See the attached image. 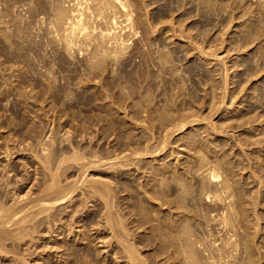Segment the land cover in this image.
I'll list each match as a JSON object with an SVG mask.
<instances>
[{"label":"bare ground","instance_id":"obj_1","mask_svg":"<svg viewBox=\"0 0 264 264\" xmlns=\"http://www.w3.org/2000/svg\"><path fill=\"white\" fill-rule=\"evenodd\" d=\"M151 4L154 10L150 9ZM232 4L242 7L240 17L247 13L249 16L241 17L240 27L229 38L236 42L238 49L255 43L256 49L252 55L247 51L249 56L243 64L250 75L262 74L264 0H0V56L5 58L2 63L9 61L4 69L19 64L16 72L8 76L2 73L0 84V106L9 111L4 120L2 111L0 120L16 127L13 137L0 144V256L9 254L11 240L13 244L18 238H25L38 225L47 223L48 230L54 232L58 217L55 211L57 218L53 216L56 219L52 220L51 209H55L57 201L73 200L72 193L80 188L86 195L85 201H92L98 208L87 218L61 221L60 232H75L72 240L82 243L88 238L93 241L92 236L97 232L94 238H99L96 240L103 248L95 247L105 252V256L115 243L113 248H118L112 254L116 258L120 256L119 259L123 256L128 264H263L264 250L258 246L256 237L262 229L259 227L262 215L257 206L264 199L261 191L264 165L256 168L251 151L249 154L246 148L251 143L264 144V121L259 123L261 137L249 139L257 134L258 126L255 130L251 128L254 133L246 127V134L236 135L239 126L253 122L251 115H238L243 112L244 104L236 108L238 103H233L241 94L237 95L229 86L230 81L233 83L229 77L230 63L227 66L230 61L222 63L225 66L222 75L217 74L220 73L217 68L219 80L215 78V68L195 59L188 64H195V73L206 74L211 79L208 88L211 96L206 100L209 103L202 98L209 110L204 113L201 107L204 114L200 113L195 94L188 87V90L183 88L181 69L185 62L179 51L183 47L188 54L197 48L200 56L196 58L200 60L204 54L212 59L219 55L220 60L223 53L215 52L219 47L207 53L201 31L191 35L190 30L185 36V28L178 30L179 25H175L178 20L174 21L177 13L182 15L188 9H195L200 12L201 21L210 23L213 15L226 14L225 10ZM232 19L233 15L227 24ZM225 40L221 38L222 43ZM220 45L223 47L225 42ZM240 59H237L239 63ZM240 71L234 72V77ZM259 84L260 90L253 92L254 99L250 100L248 109L254 110L252 116L261 122L264 120V78ZM227 96L235 113L227 116L225 113L232 111L227 110L215 119L213 114L223 109L225 103H221ZM30 98L48 102L49 109L54 111L51 119L47 115L39 123L35 117L41 112L35 113L34 101ZM241 98L239 103L249 101V97ZM258 107L261 109L257 110ZM49 109L45 107L41 111L46 114ZM63 116L65 121L56 124L55 118L59 120ZM232 120L242 122L236 124ZM234 148L242 157L239 168H248V177L254 176L252 181L257 180V190L253 192L245 189L242 175L237 177L236 164L229 156ZM16 151L25 155L30 151L32 163L23 160L21 169H16L20 165L8 163ZM254 152L252 157L256 155ZM72 167H75L74 173L70 172ZM95 169L99 170L97 176L95 171H90ZM31 182L24 191L23 186ZM35 182L40 183H36V192ZM80 221H83L82 228L76 232L74 224ZM89 225L95 232H88L91 230L85 227ZM130 225L138 229L132 232V238ZM58 244L54 246L68 245ZM65 249L66 252L63 249L61 254L56 253L58 258L67 254L65 264L76 260H80L78 264H92L87 246L76 252L70 246ZM147 249L150 251L144 253ZM26 256L23 261L28 262Z\"/></svg>","mask_w":264,"mask_h":264},{"label":"rangeland","instance_id":"obj_2","mask_svg":"<svg viewBox=\"0 0 264 264\" xmlns=\"http://www.w3.org/2000/svg\"><path fill=\"white\" fill-rule=\"evenodd\" d=\"M154 4H151V10H154V8H152V7H154L153 6ZM233 5V4H232ZM232 5H230L229 7H233ZM187 6H188V4H187ZM229 7H227V9L228 10H225V12H226V14L224 13V15H219V16H215V15H213V18L214 19H212L211 20V22L209 23V21L208 22H206L205 20L204 21H201V19H202V17H201V15H200V12L199 13H197L198 11L197 10H192V9H188L186 12V14H178L177 13V15H176V18L174 19V21H177V22H175L176 24L175 25H177L176 27H178V25H179V27H178V30L179 29H181V30H184V28H185V30H186V32H185V30H184V33H185V36L187 35V34H190L191 32V35H194V34H196L197 32H199V31H201L202 32V34H201V38H205L204 40L206 41V42H203L202 43V46L203 47H205V50H206V48H207V53L208 52H212L213 50H215L216 48H218V49H216L215 50V52L216 51H219V52H217L218 54L220 53V55H221V62H220V60H219V58H220V56L218 55V57L219 58H214V59H212L211 58V56L208 58V56L206 55V54H204V57H203V60H200V59H198V58H196L197 56H200L199 54H198V51H197V48H194V49H191V52H188V54H185V52H186V48H185V51H184V48L182 47L181 48V50L179 51V54H181V56L182 57H184L183 58V62H185V63H183L184 65L182 66V68L183 69H181V71L183 72V78H184V80L182 81V82H184V85H183V83H181L182 85H183V88H184V90H188V89H190L194 94H195V96L197 97V99H196V101L197 102H199L198 104L199 105H197V102L195 103L196 104V107H200L199 108V110L201 109V107H202V110L203 111H205L204 113H207L206 111H208L209 110V106H207L206 105V100L207 101H209L210 99H208V96L210 95L209 94V92L208 91H210L211 90V88L210 89H208L210 86H211V83H210V81H211V79L206 75V74H202V73H195V71H194V68H196L197 66H195V64L194 65H188L191 61H193L194 59H195V61H197V62H202L201 64H203L204 66H207L208 65V67H211V68H215V70H214V73H215V78L216 79H218V78H220L221 77V71L225 68V66L222 64V63H224V64H226L228 61H230V62H228L227 63V66L229 67V63H230V66H231V68H228V70H229V77H232V78H230V80L231 79H233L232 80V82L233 83H231V81H230V85L229 86H231L232 88H233V90L235 91V93L238 95H240V96H238V97H240V98H238V97H236V99H238V100H236V101H233V103L234 104H236V102L238 103V105L236 104V108L240 105V106H242L243 104V106H242V108H243V112H239L238 113V115L241 113H245L246 114V116H248V115H253V113H254V110H249L248 109V104L250 103V100L251 99H254V97L253 98H251V96H253V92H255V93H257L260 89V87H261V84H259V82H261L262 80H263V78H264V69H263V73L261 74L260 72H258V74L257 73H253L252 75L254 76V77H256V78H254L252 75H250L251 73L250 72H246V67L244 68V66H245V64H243V60H244V58H247L249 55H252L253 54V52H254V50L256 49V46H255V43L253 44V47L251 46L252 44H250L249 46H247V48L245 47V49H243V48H241V49H243V50H241V49H238L239 47H238V45L236 44V42L234 41V40H232L231 38H229L230 36H232V35H235L236 34V29H237V27H240V24H241V22H242V19H245V16H247V14H248V16H249V13H247V14H245V15H243V17H242V19H241V17H240V13L242 12L241 10V8L242 7H233V8H229ZM235 8V9H234ZM247 8H248V6H247ZM250 8V7H249ZM248 8V9H249ZM232 9V10H231ZM251 9V8H250ZM239 10V11H238ZM233 11V13H231ZM236 11H238V12H236ZM176 12H179V11H176ZM197 14H199V16L197 15ZM238 14V15H237ZM226 15V16H225ZM232 15H233V18H234V21H233V19H232V21L233 22H229L228 24H227V22H228V20L232 17ZM234 15H235V17H234ZM180 16V17H179ZM198 16V17H197ZM221 16V17H220ZM247 16V17H248ZM178 17V18H177ZM189 17V18H188ZM190 18H192L191 20H190ZM199 18H201V19H199ZM220 18V19H219ZM229 18V19H228ZM237 18H238V20H237ZM183 19V20H182ZM236 19V20H235ZM180 20H181V22H180ZM190 20V21H189ZM193 20V21H192ZM219 20V21H218ZM182 21L184 22V23H182ZM239 21H240V23H239ZM244 21V20H243ZM185 22L187 23V24H185ZM239 23V24H238ZM181 24H183V25H181ZM218 24H220V25H218ZM237 24V25H236ZM188 25V26H187ZM208 25V26H207ZM231 26V27H229V26ZM193 26V27H192ZM212 26V27H211ZM217 26H219V27H217ZM223 26V27H222ZM228 26V29L226 28L225 29V27H227ZM184 27V28H183ZM197 27V28H196ZM222 27V28H221ZM236 27V28H235ZM193 28H194V30H193ZM207 28H208V30H207ZM216 28V29H215ZM219 28V29H218ZM224 28V29H223ZM233 28H235V29H233ZM198 31H197V30ZM203 29V30H202ZM165 30H167V28H165ZM164 30V31H165ZM190 30H191V32H190ZM205 30V31H204ZM212 30V31H211ZM220 30V31H219ZM223 30H225V32L227 31V33H224V31ZM208 31V32H207ZM215 31V32H214ZM189 32V33H188ZM194 32V33H193ZM220 32V34H218ZM229 32V33H228ZM169 33V32H168ZM205 33V34H204ZM167 34V33H166ZM213 34V35H212ZM225 36H224V35ZM207 37H206V36ZM211 37H209V36ZM219 35V36H218ZM227 35H229V36H227ZM164 36V35H163ZM166 36V35H165ZM225 37L226 38V40L224 41L225 42V45H222L223 47H220L221 45L220 44H224V42L222 43V41H221V38L222 37ZM221 37V38H220ZM189 38V37H188ZM216 38H217V41H216ZM219 39H220V41H219ZM169 40H170V38H169ZM211 40V41H210ZM229 42H228V41ZM209 41V42H208ZM233 41V42H232ZM208 42V43H207ZM212 42H215V43H213L212 44ZM221 42V43H220ZM227 42V43H226ZM233 45H231V44ZM212 45L211 47L213 48H210V46L209 45ZM214 44L217 46V47H215L214 46ZM170 45H174V43H170ZM220 45V46H219ZM231 47V49L229 50V48ZM237 46V48L235 49V47ZM251 46V47H250ZM250 47V48H249ZM249 48V49H248ZM196 49V51H193V50H195ZM229 50V52H228V50ZM234 49V50H233ZM231 50H233V51H231ZM235 50H236V52H235ZM237 50L238 51H240L239 53H240V55H238L239 53L237 52ZM244 50H245V52H244ZM247 51L249 52H251V54H250V52L247 54ZM181 52V53H180ZM193 52H195V53H193ZM197 52V53H196ZM228 52V53H227ZM193 53V54H192ZM224 53H225V55H224ZM227 53V54H226ZM238 53V54H237ZM246 53V54H245ZM190 54V55H189ZM202 54V55H203ZM241 54H243V55H241ZM196 55V56H195ZM211 55H213V54H211ZM225 57H224V56ZM228 55V56H227ZM230 55V56H229ZM248 55V56H247ZM189 56V57H188ZM193 56V57H192ZM215 56V55H214ZM222 56H223V58H222ZM233 56V57H232ZM239 56V57H238ZM240 56H243V58L242 57H240ZM228 57V58H227ZM0 58L2 59V60H0V84H1V81L3 80V74L4 75H7L8 76V74L9 73H12V72H16L17 70H16V68L17 67H19V64L16 66V64H14L15 65V67H13V68H9V69H4V65H9L8 63H9V61H6L5 63H2V61L5 59L4 58V56L2 55V56H0ZM4 58V59H3ZM187 58H188V60H187ZM205 58V59H204ZM209 59V60H207V59ZM227 58V59H226ZM236 58V59H235ZM239 58H241L240 59V63H239ZM218 59V60H217ZM224 59V62H222V60ZM229 59V60H228ZM232 61H231V60ZM234 59V60H233ZM238 59V60H237ZM205 60H207L206 62H204ZM213 60V61H212ZM216 60H217V62H216ZM225 60H227V61H225ZM237 60V64H239L238 66H237V64H236V61ZM211 62V64H209L210 62ZM215 61V62H214ZM8 62V63H7ZM196 62V63H197ZM219 63H221L220 65H219ZM234 64H235V66H234ZM241 64V65H240ZM21 65V64H20ZM209 65H211V66H209ZM217 66V67H216ZM236 66H237V68H236ZM224 67V68H223ZM234 67H235V69H234ZM238 67H239V69H238ZM1 68H2V70L3 71H5V72H3L2 70H1ZM217 68H218V70H217ZM220 68V69H219ZM223 68V69H222ZM14 71H13V70ZM233 69V70H232ZM238 69V70H237ZM242 69V70H241ZM8 70V72H6ZM10 70V71H9ZM184 70V71H183ZM216 70H217V72L218 71H220V73L218 72H216ZM241 70V71H240ZM231 71V72H230ZM238 71H240L239 72V74H238V76H236V77H234V72L236 73V72H238ZM184 72H185V74L187 73V75H185L184 74ZM3 73V74H2ZM221 74V75H218L217 76V74ZM23 74H25V73H23ZM202 74V75H201ZM259 74H261V75H259ZM189 75L191 76L190 78H189ZM197 75V76H196ZM198 75H200V76H198ZM257 75V76H256ZM188 77V79H187V77ZM250 76V77H249ZM252 76V77H251ZM261 76V77H260ZM198 77H200V78H198ZM205 77V78H204ZM207 77V78H206ZM2 78V79H1ZM186 78V79H185ZM237 80H236V79ZM249 78V79H248ZM261 78H262V80H261ZM200 79V80H199ZM206 81H205V80ZM207 79H208V81H207ZM210 79V80H209ZM256 79V80H255ZM261 81H260V80ZM199 80V81H198ZM202 80V81H201ZM219 80V79H218ZM218 80H216V81H218ZM199 82H201V83H199ZM202 82H204V84H203V86H202ZM207 82V83H206ZM236 82H237V84H236ZM186 83H187V86H186ZM194 83V84H193ZM210 83V84H209ZM244 83V84H243ZM246 83V84H245ZM249 83V84H248ZM233 86H232V85ZM236 84V85H235ZM243 84V85H242ZM258 84V85H257ZM242 85V86H241ZM253 87H252V86ZM204 88V87H206L208 90H206V88H202V87ZM237 86V87H236ZM245 86V88L246 89H244V91L243 90H241L242 88H240V87H244ZM187 87H188V89H187ZM191 87V88H190ZM234 87H236L235 89H234ZM186 88V89H185ZM230 88V87H229ZM232 88H230V89H232ZM250 88V89H249ZM254 88V89H253ZM241 91H240V90ZM248 89H249V91L251 90V92H250V94H249V92H248ZM204 90V91H203ZM246 90H247V92H246ZM240 91V92H239ZM203 92H205V96H204V93ZM243 92V93H242ZM32 92H30L29 94H31ZM208 93V94H207ZM186 95L188 96L189 94L188 93H186ZM211 96V95H210ZM249 97V101H247L246 102V100L244 101V102H238V101H241L243 98H241V97ZM189 97V96H188ZM204 97V98H203ZM205 100V102L203 101V99ZM210 98V97H209ZM229 99V100H228ZM29 100H31V101H34V109H35V113H40V115L38 116H36L35 117V119H37V121L39 122V123H43L44 121V119L46 120V118H47V115L48 116H50V119H51V114H53L54 113V111H52V109L50 110L49 109V106H50V104L48 103V102H46V101H44V102H42L41 100H37V101H35V99L34 98H30ZM235 100V99H234ZM41 101V102H40ZM200 101H201V103H200ZM203 101V102H202ZM230 102H231V98L229 97V96H227L226 98H225V102H222L221 104L223 105L224 103V105H223V109L221 108L220 110L221 111H217V112H215L216 113V115L215 114H213V116L215 117V119H218L220 116L219 115H221V114H224V112H226L227 110H232L231 112H228L227 114L225 113V115H227V116H231L232 115V112L233 113H235V110L233 109V108H231V104H230ZM202 103H204L206 106L204 107V104H202ZM209 103V102H208ZM207 103V104H208ZM227 103V104H226ZM229 104V106H227V107H224V106H226V105H228ZM234 104L232 105V107H234ZM22 106H24V105H26V104H21ZM201 105H203V106H201ZM222 105H220V106H222ZM40 106H43L44 108L43 109H45V107H47V109H49V111H47V113L45 114V112L43 113L41 110H43L42 109V107H40ZM245 106H247V107H245ZM41 109H40V108ZM208 109H207V108ZM229 107V108H228ZM22 109V108H21ZM197 109V108H196ZM259 109H261L260 107H258L257 108V110H259ZM128 110H129V107H128ZM198 110V111H199ZM202 110H200V111H202ZM223 110H225V111H223ZM3 111V112H2ZM5 111V112H4ZM199 111V112H200ZM203 111L202 112H200V113H203ZM253 111V112H252ZM262 111V110H261ZM2 112V117L1 118H3L6 114H9V111H6L5 109H4V106L3 105H1L0 106V113ZM121 115H123L124 113H123V110L121 109ZM34 113V114H35ZM203 113V114H204ZM260 113H262V112H260ZM50 114V115H49ZM131 114V113H130ZM231 114V115H230ZM218 115V116H217ZM53 116V115H52ZM65 116V115H64ZM62 117V119L61 118H59V120H58V117H56L55 119H56V124H58V123H63L64 121H65V119H66V117ZM67 116V115H66ZM250 116V118H251V122H253V123H250V122H247L246 124H244V125H242V126H239L238 128H236V129H238L237 131H236V135H238V133H241L242 135H244V134H246V127H247V130H250L251 132H253L254 133V131H252V129L253 130H255L256 128H257V126H258V128L255 130V132H257V136L255 135L254 136V138H249L251 141L254 139H257L258 137H261L262 136V132H261V126H260V124L259 123H262L264 120H262L261 122L260 121H258V120H255L254 118L255 117H251ZM262 117H264V115L262 116ZM254 119V120H253ZM3 120H4V118H3ZM42 120V121H41ZM62 122H61V121ZM64 120V121H63ZM236 120V119H235ZM234 120H232V122H233ZM242 121H240V122H236V121H234V123H236V124H238V123H241ZM256 122V123H255ZM250 123V124H249ZM54 123H52V125H53ZM60 124H59V126H57V127H60ZM262 124H264V122L262 123ZM0 130L3 132V136H1L0 137V144L1 143H3V142H6L7 140L6 139H10V138H12L13 137V133H14V131H15V128L16 127H14V125L11 123V122H9V121H1L0 120ZM6 127H5V126ZM251 126V127H250ZM255 126V127H254ZM243 127V128H242ZM254 127V128H253ZM263 127V126H262ZM4 128V129H3ZM249 128V129H248ZM252 128V129H251ZM244 129V130H243ZM240 131V132H239ZM243 131V132H242ZM13 132V133H12ZM240 134V136H242ZM15 137H16V135H15ZM243 137V136H242ZM245 137V136H244ZM79 138V137H78ZM8 139V140H9ZM248 139V140H249ZM6 140V141H5ZM219 140L221 141L222 139H221V137L219 138ZM233 141V138H230V141ZM247 140V141H248ZM2 141V142H1ZM104 140L102 139V142H103ZM223 141V140H222ZM104 143V142H103ZM107 145H108V143H106ZM258 143H251V144H249V145H247V147L248 148H246V152H250L249 154L251 155V160L253 161V163H254V165H256V168L257 167H261V164H263L264 165V160H262L264 157V144H258ZM175 145V144H174ZM177 145V144H176ZM256 145V146H255ZM229 146V145H228ZM228 146H225V148L227 147V148H229ZM178 147H180V146H178ZM254 148V149H253ZM258 150H257V149ZM256 149V151L254 152L253 150H255ZM231 150H233L230 154H229V156L231 157L230 159H232V160H234V162H235V164H236V172L238 171L239 172V174L237 175V177H240L241 175V181L243 182V184L245 185V189H247V191H248V193L249 192H253L254 190H257L256 188H257V180H254V181H252L253 180V178L252 177H254V176H251V178H250V176L248 177V175L250 174V171L248 170V168H246L245 170H243V168H239V167H241V164H240V162L242 161V157H240L239 156V154H237V149L236 148H234V149H231ZM228 151H230V150H228ZM254 152V155L255 156H253L252 157V154H253V152ZM257 151H258V153H257ZM260 151V152H259ZM22 152V151H21ZM23 152H25V151H23ZM28 152V153H27ZM29 152L30 151H26V155L25 154H22V153H18V151H16L15 153H13V156H12V158L8 161V163L11 161L13 164L15 163V167H17V166H19V167H17L16 169H21L20 167H21V164H23L22 162H23V160L25 161H29L30 160V162L32 163V157H30V156H28V154H29ZM258 154H260V156H261V158H259V160L261 161V163H260V161H257V162H259V165L257 164V162H256V160H257V158L258 157H260ZM233 155V156H232ZM258 155V156H257ZM240 157V158H238V157ZM256 157V158H255ZM31 158V159H30ZM256 159V160H255ZM34 160V159H33ZM263 161V162H262ZM6 162V161H5ZM11 162H10V164H11ZM20 163V164H19ZM17 165V166H16ZM240 165V166H239ZM258 165V166H257ZM34 166H32V168H33ZM264 167V166H263ZM239 168V169H238ZM71 169V168H70ZM75 169V167H72V169L70 170V172H73V171H75L74 170ZM73 170V171H72ZM97 169H95V170H90V171H92V172H96L95 174V176H97V172L99 171V170H97ZM19 171H21V170H19ZM242 171V172H241ZM106 172V171H105ZM104 172V173H105ZM74 173V172H73ZM242 173V174H241ZM72 174V173H71ZM73 177H75V175H73V176H70V180H72L71 178H73ZM40 179V178H39ZM32 182H34V180L32 181ZM32 182L28 185V186H23V188H24V191H25V189H27V188H29L30 187V185H32ZM63 182H66V180H64ZM38 185H40V183H38V182H35V186H33V190H37V184ZM250 184V185H249ZM255 189H254V188ZM262 187H263V189H264V184L261 186V191L264 193V191H263V189H262ZM36 190H35V192H36ZM81 189L80 188H78L76 191H74V193H72V196H73V200L72 199H64V202H62L61 200H60V202H58L57 201V204H56V206H55V209H57V210H55V209H53V211H52V209H51V212H53L52 214V220H55L57 217L59 218H57V220H55V222H57V225H58V227H56L55 226V231L53 232V229H52V231H49L48 230V226H47V223L45 224L46 225V227H45V225L44 224H41V225H43V226H41V225H38L39 227H37L36 229H31L30 231H32V234H30V232H29V235L27 234V236H25V238H18L16 241H15V243L13 242V244L11 243V241H13V240H11L10 241V243H9V245H8V249L10 250H13V252L10 250L8 253L9 254H6V255H4V256H0V264H23V263H26L27 261H23V260H25V256H26V260H29L30 261V263H29V261L26 263V264H65V260H66V257H67V254L66 253H63V255L61 256L62 258H60V256H59V258L57 257V255L58 254H61V252H62V250L64 249V251L63 252H66L65 250V247L66 246H70V248L72 249V251H78L79 249H81V247L82 246H87L88 248H89V250L91 251V261L90 262H95L94 264H128V261H125V259H124V257L123 256H121V259H119L120 258V256L118 257V258H116V257H114V255L112 254V252H113V250H115L116 248H118V247H115V248H113V246L115 245V243H114V245L111 247V248H109V247H105L106 249L107 248H109L108 249V251H109V253H110V255H109V253H108V255L107 256H105V252H100V250L99 249H97L95 246H97V247H99L100 245H99V241H97L96 239H99V238H94V236H96L97 235V232H95V228L94 229H92V227L89 225V227L87 226V227H85V228H87V229H89V230H91V231H88V232H95L94 234H93V241H91V239H87L86 240V242L85 243H82L81 242V240H72L73 239V237H74V235H75V232H73V233H68L67 234V231L66 232H60L61 231V229H62V227L60 228V225H61V221H63L62 223H66V222H68V221H70V220H79V219H82V218H87L90 214H92L93 212H94V210L96 211L97 210V206H95V205H92L91 203H92V201H90V202H86L85 201V194H82L81 193V191H80ZM35 193H33V195H34ZM83 195V196H82ZM120 198H117V200H119ZM24 201H26V200H24ZM23 201V202H24ZM86 203H85V202ZM10 202H12V200L10 201ZM262 204V205H261ZM63 205V206H62ZM82 205V206H81ZM87 206V207H86ZM260 206V207H259ZM92 207V208H91ZM95 207V208H94ZM68 208V209H67ZM70 208V209H69ZM74 208V209H78L75 213L73 212V211H71L72 209ZM257 210H258V212H259V214H260V216H261V218L259 219V221H260V224H259V227L260 228H262L260 231H259V233L257 234L258 236L256 237V239H257V243L259 244L260 243V245H258V246H260V249L262 250V252H263V250H264V232H262V231H264V229H263V227H264V199L262 200V203H260V205H258L257 206ZM57 212V214H55L56 212ZM65 212V213H64ZM72 213V214H71ZM73 213H74V215H73ZM57 215V217L55 216V215ZM73 217H72V216ZM82 215V216H81ZM53 216H55L56 218H54ZM62 217V218H60V217ZM128 215H126L125 214V217H127ZM71 218V219H70ZM61 219V220H60ZM64 219V220H63ZM126 220H127V218H126ZM60 221V222H59ZM59 222V223H58ZM127 222H128V225L130 224V222H129V219L127 220ZM52 223V222H51ZM51 223H49V224H51ZM83 223V221H80V222H77V223H75L74 224V226H75V230H76V232L78 231V229H80V228H82L81 226H80V224H82ZM132 224V223H131ZM131 226V228H130V231H131V229L133 230V231H131V237L130 238H132V236H134V234L133 233H135V231H138V229H135V227L133 226L132 227V225H130ZM129 226V227H130ZM58 228V229H57ZM91 228V229H90ZM135 229V230H134ZM35 231V232H34ZM34 232V233H33ZM133 232V233H132ZM261 232V233H260ZM263 234V235H262ZM31 235V236H30ZM260 235V236H259ZM32 236L34 237V238H32ZM77 236H79V232H78V235ZM81 236V235H80ZM27 237V238H26ZM29 237V238H28ZM263 237V238H262ZM78 238V237H77ZM64 239V240H63ZM23 240V241H22ZM38 240V241H37ZM49 240V241H48ZM66 240V241H65ZM97 241V243H96V241ZM31 241V242H30ZM88 241V242H87ZM9 242V241H8ZM17 242H19V243H17ZM22 242V243H21ZM65 243V245H66V243L68 244V245H66V246H60L59 248H56L59 244L58 243ZM96 244H95V243ZM15 244H17V245H15ZM35 244V245H34ZM47 244H49V245H47ZM58 244V245H57ZM95 244V245H94ZM101 244V243H100ZM11 245H13V246H11ZM22 245V246H21ZM48 247H47V246ZM51 245V246H50ZM54 245H57V246H54ZM99 245V246H98ZM263 245V246H262ZM26 246V247H25ZM28 246V247H27ZM45 246V247H44ZM263 248H262V247ZM13 247V248H12ZM15 247H17V248H15ZM101 248H103V246H100ZM36 248V249H35ZM45 248V249H44ZM43 249V250H42ZM52 249V250H51ZM24 250V251H23ZM26 250V251H25ZM28 250V251H27ZM42 250V251H41ZM57 250H59V251H57ZM44 251V252H43ZM96 251H98V252H96ZM144 251V253L146 252V253H148V251H150L149 249H147V250H143ZM56 253H57V255H56ZM105 253V254H104ZM264 253V252H263ZM22 254V255H21ZM30 254V255H29ZM21 255V256H20ZM113 255V256H112ZM121 255V254H120ZM39 256V257H38ZM72 256H75V254H73ZM20 257V258H19ZM21 258H22V260H21ZM35 258V259H34ZM37 258V259H36ZM65 259V260H64ZM264 259V258H263ZM13 260V261H12ZM35 260V261H34ZM62 260V261H61ZM118 260V261H117ZM121 260V261H120ZM21 261V262H20ZM34 261V262H33ZM39 261V262H38ZM77 262H79L80 263V260H76L75 261V263H77ZM89 262V263H90ZM93 262H92V264H93ZM75 263H73V262H68L67 264H75ZM262 263L264 264V260L262 261ZM78 264V263H77Z\"/></svg>","mask_w":264,"mask_h":264}]
</instances>
